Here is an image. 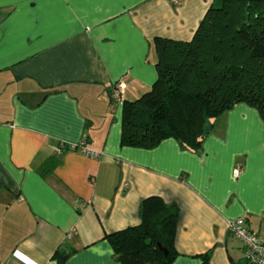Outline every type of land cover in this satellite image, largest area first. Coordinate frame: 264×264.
Returning <instances> with one entry per match:
<instances>
[{"label": "crops", "instance_id": "obj_1", "mask_svg": "<svg viewBox=\"0 0 264 264\" xmlns=\"http://www.w3.org/2000/svg\"><path fill=\"white\" fill-rule=\"evenodd\" d=\"M214 0H0V264H120L106 235L139 225L143 200L180 208L173 264H246L229 231L264 241V120L238 104L202 148L123 147V105L158 79L154 40L190 41ZM100 152L57 149L62 143ZM58 157L54 172L39 169ZM242 167L239 178L234 170Z\"/></svg>", "mask_w": 264, "mask_h": 264}, {"label": "trees", "instance_id": "obj_2", "mask_svg": "<svg viewBox=\"0 0 264 264\" xmlns=\"http://www.w3.org/2000/svg\"><path fill=\"white\" fill-rule=\"evenodd\" d=\"M154 44L158 79L138 100L124 101L123 147L149 150L175 139L197 152L213 123L238 104L264 120V0H214L192 40ZM59 163L47 160L40 174H52ZM139 215V225L106 235L116 261L173 264L179 206L153 196L142 201ZM68 256L58 250L54 259L64 264ZM200 258L210 264V253Z\"/></svg>", "mask_w": 264, "mask_h": 264}, {"label": "built area", "instance_id": "obj_3", "mask_svg": "<svg viewBox=\"0 0 264 264\" xmlns=\"http://www.w3.org/2000/svg\"><path fill=\"white\" fill-rule=\"evenodd\" d=\"M172 2L176 5L179 4V0H172ZM124 90L125 85L123 82L120 81L114 85L111 97L112 110L115 111L120 105H123ZM66 150H80L92 158H99L101 156L100 152L88 146L86 139L78 144L62 143L58 147L57 153L62 154ZM233 173L235 178H239L242 173V167H237ZM228 228L230 233L242 243L246 264H264V241L259 239L258 236L249 229L246 219L238 218L230 220Z\"/></svg>", "mask_w": 264, "mask_h": 264}, {"label": "water", "instance_id": "obj_4", "mask_svg": "<svg viewBox=\"0 0 264 264\" xmlns=\"http://www.w3.org/2000/svg\"><path fill=\"white\" fill-rule=\"evenodd\" d=\"M161 249L165 252V255H168V252L161 247Z\"/></svg>", "mask_w": 264, "mask_h": 264}]
</instances>
